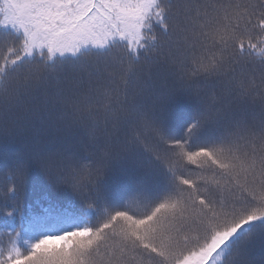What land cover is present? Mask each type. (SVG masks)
I'll return each instance as SVG.
<instances>
[{"label":"snow or ice","instance_id":"1","mask_svg":"<svg viewBox=\"0 0 264 264\" xmlns=\"http://www.w3.org/2000/svg\"><path fill=\"white\" fill-rule=\"evenodd\" d=\"M0 264H264V0H0Z\"/></svg>","mask_w":264,"mask_h":264},{"label":"trees","instance_id":"2","mask_svg":"<svg viewBox=\"0 0 264 264\" xmlns=\"http://www.w3.org/2000/svg\"><path fill=\"white\" fill-rule=\"evenodd\" d=\"M44 135L45 134L42 133L39 129H32L30 130V132L26 134V136H41V137H43ZM25 138H26L25 136H21L16 141L7 144L5 146V150L11 152V151H16L19 148H22L25 142ZM45 194L46 193L44 192L42 186L37 185L29 192L28 194L29 201L30 202L39 201L40 199H42V197Z\"/></svg>","mask_w":264,"mask_h":264}]
</instances>
